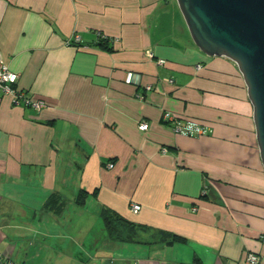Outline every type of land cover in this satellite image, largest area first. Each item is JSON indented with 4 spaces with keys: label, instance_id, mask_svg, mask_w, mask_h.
Masks as SVG:
<instances>
[{
    "label": "crops",
    "instance_id": "crops-1",
    "mask_svg": "<svg viewBox=\"0 0 264 264\" xmlns=\"http://www.w3.org/2000/svg\"><path fill=\"white\" fill-rule=\"evenodd\" d=\"M177 12L172 0H0V66L44 103L0 95V205L23 203L32 220L83 214L102 230L110 209L149 249L171 251L165 264H264V169L243 79L192 45ZM165 112L203 133L175 134ZM52 195L58 215L43 208ZM162 233L185 243L150 244Z\"/></svg>",
    "mask_w": 264,
    "mask_h": 264
},
{
    "label": "rangeland",
    "instance_id": "rangeland-1",
    "mask_svg": "<svg viewBox=\"0 0 264 264\" xmlns=\"http://www.w3.org/2000/svg\"><path fill=\"white\" fill-rule=\"evenodd\" d=\"M177 17L184 23L179 10ZM23 208V203L0 205V228L5 235L0 253L17 264H165L166 256H173L171 251L165 254L142 244L111 243L104 239L100 221L87 215L51 221L37 215L32 220L23 215Z\"/></svg>",
    "mask_w": 264,
    "mask_h": 264
},
{
    "label": "water",
    "instance_id": "water-1",
    "mask_svg": "<svg viewBox=\"0 0 264 264\" xmlns=\"http://www.w3.org/2000/svg\"><path fill=\"white\" fill-rule=\"evenodd\" d=\"M194 46L238 68L264 169V0H174Z\"/></svg>",
    "mask_w": 264,
    "mask_h": 264
},
{
    "label": "trees",
    "instance_id": "trees-1",
    "mask_svg": "<svg viewBox=\"0 0 264 264\" xmlns=\"http://www.w3.org/2000/svg\"><path fill=\"white\" fill-rule=\"evenodd\" d=\"M187 37L191 41L188 32L186 30ZM111 39L104 37L98 40L96 47L106 51L108 53H112L113 49L109 46L111 45ZM192 43V41H191ZM78 44V43H77ZM79 45V44H78ZM193 45V43H192ZM25 95V93H23ZM163 121V119H162ZM185 121V120H184ZM168 124V123H166ZM170 125V124H169ZM86 191H80L79 194L76 197V204L78 206H82L85 203L86 200ZM60 200V197L58 195H52L47 202L45 203L44 207L45 210H48L47 212L50 213L52 210H54V214L58 215L60 211L62 210L64 205H59L58 201ZM55 208V209H53ZM57 210V211H56ZM100 218L103 224V228L106 232L107 239L111 243H130V244H142V245H149L148 243H140L138 240V230L137 228L140 225H137L136 223H133L131 221H128L127 219L120 216L118 213L110 210V209H102L100 212ZM137 237V238H136ZM174 243L177 244H183L185 243V239H183L180 236H174L170 233H162L159 239L153 241L150 244H167L172 245ZM0 255H2L0 253ZM3 256V255H2Z\"/></svg>",
    "mask_w": 264,
    "mask_h": 264
},
{
    "label": "built area",
    "instance_id": "built-area-1",
    "mask_svg": "<svg viewBox=\"0 0 264 264\" xmlns=\"http://www.w3.org/2000/svg\"><path fill=\"white\" fill-rule=\"evenodd\" d=\"M100 38L101 35H99ZM79 40V39H78ZM112 40V39H111ZM78 42V41H76ZM113 42V40L111 41ZM69 44V43H68ZM152 58V55H150ZM160 64L163 63V61L159 62ZM17 82V76L14 74H11L7 71L5 67L0 66V95H11L15 101H23L26 106H31L35 111H39L43 106L44 103L42 101L37 102H31L29 99H26L23 97V93L18 92L14 89V85ZM169 83H172L168 81ZM126 84L132 83V75L128 74L125 79ZM151 90L150 87H146L145 91L149 92ZM162 119L165 123L170 124L172 131L177 135H183V136H199L203 133V128L199 125L191 122V121H183L179 120L176 116H174L171 113H162ZM139 131H147L148 124L147 123H141L139 125ZM113 165L109 164L108 168H112ZM141 207L139 205H131V211L133 214H137L140 211ZM263 243H264V236L262 237ZM257 258L253 255H248L246 258V261L255 264L257 263ZM0 264H17L15 262H12L11 260L6 259L4 256L0 255Z\"/></svg>",
    "mask_w": 264,
    "mask_h": 264
}]
</instances>
